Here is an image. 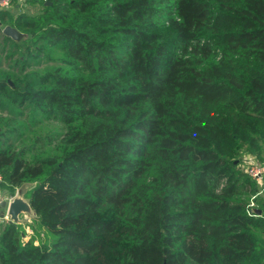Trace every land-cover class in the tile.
<instances>
[{"label": "trees", "instance_id": "obj_1", "mask_svg": "<svg viewBox=\"0 0 264 264\" xmlns=\"http://www.w3.org/2000/svg\"><path fill=\"white\" fill-rule=\"evenodd\" d=\"M30 1L0 11L25 34H2L0 193L34 214L0 264H264V0ZM26 107L59 131L17 145Z\"/></svg>", "mask_w": 264, "mask_h": 264}, {"label": "rangeland", "instance_id": "obj_2", "mask_svg": "<svg viewBox=\"0 0 264 264\" xmlns=\"http://www.w3.org/2000/svg\"><path fill=\"white\" fill-rule=\"evenodd\" d=\"M44 3L41 1H30L27 3H16L13 2L11 6H9L6 9H3L7 11L8 14L15 15L19 12L25 13L30 16H34L38 14L40 11L43 10ZM2 11V10H0ZM9 25L7 24V20L4 18L0 17V61L3 63V66L6 67L7 64L13 63L16 58L19 56V52L21 51L18 46L6 43L2 39V30L3 28ZM22 33V36L18 39L20 41L22 37L25 35L23 31H20ZM56 54L54 55V57ZM33 62H36L35 60H30V63L33 64L29 68L30 70H39V71H44L47 70L51 67H53L56 63L55 60L53 59H46L42 60V63L39 66H34L35 64ZM19 122L23 123L26 125L24 129H20V134L18 136H15V140L17 145H29L31 142H33V139L36 137H42L46 134H54L57 133L60 129V124L54 120L51 117H46L38 114L37 112L33 111L31 107H26L24 109L20 110V115H19ZM21 190L25 189L24 187L20 188ZM18 189H16L13 193L11 194H4V198L7 202H11L13 199L22 201L24 203H27V200L22 197L21 194L18 193ZM6 217L0 218V226L6 222L13 221V223H18L20 224L21 227H23L26 231L27 234L30 233L29 226L31 223V220L34 216L31 208L29 207H24L22 211L18 214L17 218L12 220L10 215L6 213ZM27 238V237H25Z\"/></svg>", "mask_w": 264, "mask_h": 264}, {"label": "built area", "instance_id": "obj_3", "mask_svg": "<svg viewBox=\"0 0 264 264\" xmlns=\"http://www.w3.org/2000/svg\"><path fill=\"white\" fill-rule=\"evenodd\" d=\"M25 0H0V10L6 9L12 5L13 2L16 3H24ZM243 169L245 173L259 185V189L255 191L252 195V199L254 197H258L262 195L264 191V161H260L254 155L250 157H245L243 160ZM1 181V176H0ZM253 201L250 202V206H253ZM6 217V214L5 216Z\"/></svg>", "mask_w": 264, "mask_h": 264}, {"label": "water", "instance_id": "obj_4", "mask_svg": "<svg viewBox=\"0 0 264 264\" xmlns=\"http://www.w3.org/2000/svg\"><path fill=\"white\" fill-rule=\"evenodd\" d=\"M2 32L3 34L11 37L14 40H18L22 36V33H20L15 27H12L10 25H6L3 28ZM18 193L21 194L22 190L19 189ZM24 207L30 208L28 202L24 203L22 201L14 199L11 202H7L5 199H0V218H4L6 212L10 215L12 220H14L17 218L18 214L22 211Z\"/></svg>", "mask_w": 264, "mask_h": 264}, {"label": "crops", "instance_id": "obj_5", "mask_svg": "<svg viewBox=\"0 0 264 264\" xmlns=\"http://www.w3.org/2000/svg\"><path fill=\"white\" fill-rule=\"evenodd\" d=\"M250 156H252L251 154H248V153H246V154H244L243 156H242V164H243V160H244V158L245 157H250ZM256 185H257V189H259V185L256 183ZM258 197H264V191H263V193H262V195H260V196H258ZM4 198V194H1L0 193V199H3Z\"/></svg>", "mask_w": 264, "mask_h": 264}]
</instances>
